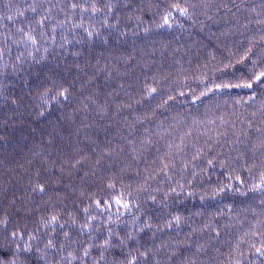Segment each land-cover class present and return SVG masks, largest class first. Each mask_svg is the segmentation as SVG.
I'll use <instances>...</instances> for the list:
<instances>
[{
	"label": "trees",
	"instance_id": "trees-1",
	"mask_svg": "<svg viewBox=\"0 0 264 264\" xmlns=\"http://www.w3.org/2000/svg\"><path fill=\"white\" fill-rule=\"evenodd\" d=\"M244 11L247 15L251 14L257 17L256 14H261L264 17V0H0V137L4 138V141L0 143V167L3 165L4 160L8 162L11 159V162H13L12 158H15L20 162L24 161L25 164L22 163L21 166L20 164H15L8 167L7 170L14 176L12 179L15 180L16 178L23 185L26 174L33 172L40 161L49 163L56 159L57 165L53 167L52 175L62 178L64 183H72L75 189L79 190L82 196L76 194L75 197L78 196L76 200L78 206H81L80 209L84 210L88 205L95 209L98 206L105 207L107 206L105 202L110 206L112 204L117 205V210L120 209L121 211L119 212L120 216L121 214L123 216L119 217L116 222L126 227H128L126 223L129 224L131 228L129 235L132 239L139 238L143 241L152 232L150 238L151 242H155V246L158 240L154 239L157 235L153 232V224L156 223L157 219L163 221V216L169 217L167 212H170L171 208L178 209L177 214H195L196 211L202 210L201 212H204L202 215H205L217 204L225 203L228 206L239 204L240 197L235 196L233 191H231L230 195L227 193L229 191L218 192L219 188L217 186L219 184L212 183L208 177V171L198 172V168H201L200 166L205 162V157H202V154L197 151V149L203 148L201 146L203 143H198L197 139L194 141L193 138H190L184 142L182 147L177 148L178 141L174 140L173 143L170 141V148L174 154L164 156L157 154L158 150L155 147V141H150V136L156 133L155 129L159 130V132H164V135L166 134L165 130L170 129L171 135H168L170 139L174 132L173 129L179 124L182 125L186 122V109L180 112L181 109H178L174 102L180 99L183 103L192 98L189 92H183L182 98L178 97L182 89L179 91L174 83L182 80L180 79L182 77L181 73L177 76L175 75V80L170 83L176 90L173 91L169 87L168 89L171 91H165V87L169 86H166L167 76H163L156 69L158 66L152 62V59H156V62L158 61L157 64L163 68L170 61L169 54L174 57L177 56L178 60L176 61L184 65L180 69L184 71L185 78L183 79H185L186 84L188 80L193 82L196 79L202 80V82L206 81L203 80L206 75L199 73L194 76V71H191L190 67L185 66L186 63L190 64L189 56L191 54L196 55L195 51L190 50L189 53L186 51L181 52L174 44L194 37L198 29L207 34L208 39L211 40L224 35L232 37L233 34L230 30L234 25L240 27L238 30L239 35L244 36L247 42L251 44L252 41H257L255 33L252 32L253 30L248 25L247 29L242 28L241 22L239 23L238 21H242V18H244L242 16ZM218 13L219 15L215 16ZM168 19H174L176 25L174 27L170 26ZM206 27L213 31L209 33L211 30ZM171 33L176 34L169 38L170 35H173ZM217 34L219 35L217 36ZM166 37L167 39H165ZM56 40L59 41L58 45L55 44ZM157 44H159L158 47H161V54L160 50H156L158 48ZM60 46L61 51L58 52ZM249 46H252V44ZM253 46L257 47L258 45ZM143 47H146V49H143ZM116 48L129 50V55H131L130 65L124 67L123 64H118V71L112 72L106 66L105 60L106 57L112 55ZM174 51L178 55H175ZM141 57V62H151L154 66L152 67L154 69L153 73L159 75L155 76L154 80H148L147 85H145L152 86L153 81L157 80L159 85L163 87L161 89L162 92L156 93V90L153 91L151 87H147L143 91L145 92L143 96H133L126 91H123V96H120L122 93L119 90L115 92L110 90L107 93L105 92L106 98L102 100L100 98L102 83L94 82L98 77L96 75L103 74L104 80L111 81V85L116 83L118 88L120 86L115 80L118 74H115L116 76L113 74L126 73L128 72L126 71L127 67L132 73L134 71V74H136V61ZM227 61L230 64V68L226 71L234 67L241 68L239 69L240 73L243 72L244 75L238 78H253L254 67H245L249 66L251 62L246 64L241 61V63L237 64L235 62L232 63L229 59ZM70 63H74V66L78 64L81 68H84L85 72L76 73L69 71L73 69ZM89 67H92L94 71L97 69L98 73L89 70ZM50 70H52L51 75L47 74ZM161 72H165V69L163 68ZM146 73L151 72L148 70ZM46 74L49 78H54L52 83H57V80H63L68 75L73 79L78 78L80 83H87L88 87H82L79 84V87L86 89L85 92H87L86 97L80 96L83 108L78 106V108L84 109L81 112L83 114L90 111L87 108H91L97 118L99 117L97 107L100 105L111 107L116 101L119 102L120 106L125 105L123 108L119 107V111L120 109L125 110L123 114H119V111L116 112V116H114L116 120L113 125L100 123L99 120L96 121L98 124L95 125L93 121L95 119L90 118L86 127L88 129L82 135V142L79 140L76 144H72L75 152L79 151V154L71 158L73 162L68 164L70 170L65 166L61 167L59 160L61 159L62 162L64 160L53 153L58 147L49 142V135L44 131L45 122H47H44L46 115L41 120H37V115L34 116L32 120H36V122L24 119L30 110L19 106V103L22 102V97H29V95L32 97L33 93L32 91L30 92V90H33L31 89V80L36 81L38 80L37 77H41L40 75L46 76ZM223 74L218 73L216 76H222ZM93 76L95 79L92 78ZM88 77L89 80H87ZM84 78L86 79L83 80ZM140 78L137 79L140 80ZM27 81L30 84L27 85ZM96 81L99 80L96 79ZM142 81H144V77ZM254 85H252L253 88L255 87L258 92L251 97L256 101L252 105H259V112L249 113L251 116L248 117L246 114L243 120L237 119L239 115L232 117L228 109L230 103L226 102L227 107L223 108L222 112H226L228 115L227 126L235 128V126L244 125L245 121L246 125L254 124L253 126H259L260 131H263L264 106L262 105L264 104V88L260 87L261 84H258L257 81L254 82ZM121 87L133 89L128 82ZM241 89L248 88L241 87ZM25 92L29 95L26 96ZM167 92L177 93L176 97L173 99L172 95H166L168 94ZM74 93L75 95H72V97L70 95L68 98L66 97L67 94L61 95L60 93L59 99L55 96L53 104L48 103L49 106L47 107H51L57 101H61L62 109H70L69 107L73 106L67 104V101L70 103L71 100L79 95L78 90ZM140 93L142 92H138V94ZM98 95L99 97L97 98L96 96ZM48 96H52L51 92L43 93L42 99H47ZM23 100L30 106L35 103L32 104L28 98ZM156 102H160L158 104L160 108L153 112L152 116L138 118L137 112ZM204 106L208 110V115H212L209 112L211 110L214 114H219L212 105ZM114 107L117 106L115 105ZM242 108L245 113L249 110L247 106L242 105ZM253 108L256 109L255 107ZM193 109L190 108V110ZM9 113L10 116L8 117L6 114L9 115ZM86 115L85 117L87 118ZM208 115L204 117L208 118ZM198 117L201 116L199 115ZM143 119L146 120L144 121ZM218 122H224V120L221 118V120L218 119ZM169 125L170 127H168ZM79 132L81 131L78 130L74 134L79 136ZM42 137H46V139H42ZM235 141H233L234 144L230 145L231 149L225 150H230L231 158H229L230 155L225 156V158L229 161L240 163L241 154L239 151H241V148ZM227 142L230 141L228 140ZM134 143L144 144V148L133 151ZM8 145L12 147V152H5L8 149L6 147ZM188 149H190L188 152H192L193 156L185 154ZM123 150H125L124 153ZM131 150L132 153L130 152ZM9 152L11 155H9ZM195 152H198L197 154L200 156H194ZM262 154H264L263 148L256 158L262 160ZM136 155V160H139L140 167L133 166L128 161L130 160L129 156L134 158ZM51 157H53L52 161H50ZM183 157H186L188 162L190 160H202V162H198L196 169L194 166L195 172H187L184 171V167H181L179 162ZM216 163L211 162L210 166L217 167ZM59 167L63 169L67 176L57 172ZM134 169H137L138 172H135ZM159 170L161 171L157 172ZM187 175L195 179H189L185 183L187 186H185L184 190L180 188L181 185H178V188H174L176 187L174 185L171 186L173 181L176 180L178 184L180 181L185 180L188 177ZM32 177L34 176L32 175ZM66 177L69 178L66 179ZM74 178H76V181H74ZM33 179L31 180L32 183H34ZM96 183H98V186ZM92 188L93 190H88ZM85 192H89V195ZM38 195L39 193L34 195L33 199L34 202H37V207L34 204L36 209H40L38 201L41 198ZM210 195L217 196V199L203 203L205 202L204 199ZM68 196L69 194L66 193L63 198L64 204L69 202ZM70 198H72V195ZM95 199L98 200L96 201ZM187 199L191 200V202L185 203ZM87 202L89 204H85ZM230 209L234 210L235 208L230 207ZM39 211L45 212L43 208ZM82 213L85 212L82 211ZM81 219L80 217L79 220ZM34 231L38 232L36 229ZM115 233V236H117L121 232L116 231ZM200 235L195 234V241L185 248L187 249L193 245L192 249H195L198 242L196 240L200 239ZM171 241L174 246L177 245V250L172 249L174 252L182 249L180 242L177 243L173 237L169 240L170 244ZM158 252V254H149V256L158 259L162 263L161 256L165 255L161 253L162 251L158 250ZM191 256L186 255V252L183 251L171 254L169 255L171 259L169 264H179L182 257L188 259Z\"/></svg>",
	"mask_w": 264,
	"mask_h": 264
},
{
	"label": "rangeland",
	"instance_id": "rangeland-1",
	"mask_svg": "<svg viewBox=\"0 0 264 264\" xmlns=\"http://www.w3.org/2000/svg\"><path fill=\"white\" fill-rule=\"evenodd\" d=\"M218 15L219 13L215 16ZM256 15L257 17L251 14L247 15L244 11L242 13L244 18H242V21L238 20L239 23L241 22L242 28L247 29L248 25L253 30L252 32L255 33L257 41H252V46L248 47L251 44L247 42L244 36L239 35L238 30L240 27L236 25L230 30L233 34L232 37L227 35L219 36L214 39V42V40L208 39L207 34L198 29L194 37L174 44L181 52L186 51L189 53L190 50L195 51L196 55L191 54L189 56L190 64L186 63L185 66L190 67L191 71H194V76H197L199 73L204 76L206 75V78L203 77L205 78L203 80H206L204 82L196 79L194 82L188 80L186 84L185 79H183L185 78L184 71L180 69L184 65L176 61L178 60L177 56L174 57L169 54L170 61L167 62L166 67H163L165 72H161L162 66L157 64L158 61L156 62V59H152V62L158 66L156 69L163 76H167L166 86H169L165 87V91H171L168 89L169 87L173 91L176 90L170 83L181 73L182 77L180 79L182 80L174 83L177 85L179 91L182 89L180 95L177 96L182 98L183 92H189L192 97L189 101L183 103L180 99L174 102L176 107L181 109L180 112L186 109V122L182 125L179 124L178 126L180 127L177 126L178 129L172 133L175 136L173 140L180 138L179 141L183 143V141L185 142L193 138L194 141L197 139L198 143H203L201 144L203 148L200 150L196 148L202 154V157H205V162L200 166L201 168H198V172L208 171V177L212 183L219 184L217 186L219 188L218 192L224 193L223 191H229L227 193L230 195L231 191H233L235 196L240 197L239 204L230 206L225 203L217 204L205 215H202L204 213L201 212L202 210L196 211L195 214H177L178 209L173 207L170 209V212H167L169 217L163 216V221L157 219L156 223L153 224V232L157 235L154 239L158 240L155 246V242H151L150 238L152 232L143 241L139 238L132 239L129 235L131 231L129 224L126 223L128 228L116 222L119 217L123 216V214L120 216L119 212L121 211L120 209L117 210V205L111 203L112 206H110L104 201L107 205L105 207L98 206L95 209L91 205H88L86 209H80L81 206H78L76 200L78 196L75 197L76 194L81 195L79 190L75 189L72 183H64L62 178L52 175L53 167L57 165L56 159L52 161L53 157L50 159L53 163L40 161L33 172L26 174L27 176L23 180V185L20 187L13 186V176L7 170L10 166L15 164H20L21 166L25 162H20L15 158H12L13 162H11V159L8 160L9 163L7 160H4L3 165L0 167V264H169L171 260L169 255L181 253V251L186 252V255L192 256L188 259L182 257L179 264H264V154H262V160L256 158L262 148L264 149V127H262L263 131H260L259 126H253L254 124L246 125L245 121L244 125L235 126V128L227 126L228 115L226 112H222L223 108L227 107L226 102L230 103L228 107L230 115L232 117L239 115L237 119L243 120L246 114L248 117L252 113L259 112V105H252L256 101L251 97L258 92L252 86L255 81L261 84L260 87L264 88V17L261 14ZM168 22L172 27L176 25L174 19H168ZM206 28L211 30L208 27ZM212 31H209V33ZM171 34L173 35H170L169 38L176 33ZM58 43L59 41L56 40L55 44L58 45ZM165 44L166 41L163 44L164 47ZM253 45L258 46L255 47ZM144 48L146 49V47ZM156 50H160L161 54V47H158ZM60 51L61 46L58 49V52ZM174 53L178 55L175 51ZM136 55L138 54L136 53ZM130 56L129 50L116 48L112 55L106 57V66L112 72H116L118 71V64H123L124 67L130 65ZM141 59L142 57L136 61V74H134V71L132 73L128 67L126 68V71H128L126 73L113 74H118L115 79L120 86L118 88L116 83L115 85H111V81L104 80L103 74L96 75L98 76L96 79L99 81H96L93 76L92 78L95 79V83H102L100 98L105 100V92L107 93L110 90L114 92L119 90L122 93V95L119 94L120 96H123V91L133 96H143L145 93L143 91L147 87H151L153 91L156 90V93H161L163 87L159 85L157 80L153 81L152 86H146L148 80H154L155 76L159 75L153 73L154 69L152 67L154 66L151 62L142 63ZM228 59L232 63L235 62L237 64L241 63V61L246 64H250L251 62L249 66L245 67H254L253 78H238L244 75L243 72L240 73L239 69L241 68L234 67L226 71L230 68ZM70 66L73 67V69L69 70L71 72H85L84 68H81L78 64L74 66V63H70ZM177 69L178 73L176 72ZM89 70L97 72V69L94 71L92 67H89ZM148 70L151 73H146ZM191 71L188 70L190 73ZM51 73L52 70L47 74L51 75ZM165 73L166 75H164ZM218 73L224 74L216 76ZM47 74L46 76H48ZM40 76L37 77L38 80L36 81L31 80V89L33 90H30V92L32 91L33 93L32 97L27 92L24 94L26 96L29 95V97H22L23 99H30L32 104L35 103L30 106L21 98L22 102L19 103V106L30 110L24 119L36 122V120H32L34 116L37 115V120H41L46 115L44 122H47H45L44 131L49 135V142L58 147L53 153L58 155V158L61 157L64 160L62 162L60 159L59 165L61 167L65 166L70 170L68 164L73 162L71 158L79 154V151L75 152L72 144H76L79 140L82 142V135L88 129L86 127L90 118L95 119L93 120L95 125L98 124L96 122L98 120L100 123H110L113 125L116 120L114 118L116 112L119 111V107L123 108L125 105L120 106L118 101L115 102L117 107L100 105L97 107V114H99L97 118L91 111V108H87L90 111L83 114L81 113L84 111L82 109L83 102L80 100V96L86 97V89L82 87H88L87 83L83 81H81L83 83H80V81L78 82V78H76L77 80L70 78V75L63 80H57V83H52L54 79L52 77ZM139 77H141L140 80L137 79ZM143 77L144 81L141 82ZM28 80L30 79L28 78ZM87 80H89V77ZM127 82L133 89L121 87ZM28 84H30L29 81H27ZM79 84L82 87H79ZM241 87H247L248 89L242 90ZM77 90L79 93L77 98L71 100L70 103L67 101V104L73 106L69 107L70 109H62L61 101H57L51 107H47L49 106L48 103L53 104L55 96L59 99L60 93H63V95L67 94L66 97L68 98L70 95L71 97L75 95L74 92ZM50 92L52 96L42 99L43 93ZM138 92L142 93L138 94ZM176 94L170 92L166 95H172L174 99ZM96 97L98 98L99 95ZM178 100L180 101L177 102ZM72 102L73 104H71ZM159 103L149 104L143 110L141 109V111L137 112L138 114L136 113V115H138V118L152 116L153 112L160 108ZM204 105H212L220 116L218 117L219 114H214L212 110L209 111L212 115H208V110L205 109ZM242 105L249 107L248 112L245 113ZM78 106L82 108H78ZM190 108L194 109L190 110ZM21 110L23 111V109ZM85 114H87V118ZM6 115L9 117L10 113ZM199 115L201 117L208 115V118L201 123ZM221 118L224 122L219 123L218 119L221 120ZM143 120L145 121L146 119ZM217 128L221 131V137L214 132ZM78 130L81 131L79 132V136L74 134ZM155 131L156 133L150 136V141H155V147L158 150L157 154L164 156L167 154L173 155L174 153L170 148L171 143L166 139L169 138L168 135H171V130L166 129L165 135L164 132H159L156 129ZM42 139H46V137H42ZM228 140L230 142H227ZM3 141L4 138L0 137V143ZM233 141L238 143L239 148H241V151H239L241 154L240 163H235L225 158V156L230 155L229 158L232 156L230 150H225L231 149L230 145L234 144ZM6 147L8 149L5 152H12L10 145ZM143 148L144 144L134 143L133 151ZM189 150L185 154L193 156L192 152H188ZM10 152L9 155H11ZM130 152L132 153V150ZM197 153L195 152L194 156H200ZM129 157L131 161H128L133 166L140 167L139 160H136L137 155L134 158L132 156ZM198 162H202V160H190V162L183 160L182 163L185 165L184 171L195 172L196 165L199 164ZM211 162H217V167L210 166ZM61 167L57 169V172L65 175ZM134 170L138 172L137 169ZM10 176L12 177L10 178ZM187 176L185 180L180 181L178 184L176 180L173 181L171 186L174 185L176 186L174 188H178V185H181L180 188L184 190L185 186H187L185 183L189 179H195L189 175ZM32 179L34 183H32ZM74 181H76V178H74ZM96 185L98 186V183ZM88 190H93V188ZM37 193H39L38 196L41 198L38 201L40 209L35 208V205L37 207V202L33 201L34 195ZM66 193L69 194L67 197L69 202H65L66 204H64L63 198ZM86 194L89 195V192ZM71 195L72 198H70ZM123 195L128 196L127 194ZM98 199L95 200L97 201ZM215 199H217V196L210 195L204 199L205 202L203 203L211 202ZM186 202H191V200L187 199L185 200ZM85 204H89V202ZM230 207H234L235 209H230ZM42 208L45 212L39 211ZM82 211L85 213H82ZM79 216L82 218L81 220H79ZM34 229L38 230V232L34 231ZM116 231H120L121 233L115 236ZM201 233L203 234L200 235ZM195 234L200 235V239L196 240L198 241L196 248L192 249V245L186 249V246L195 241ZM172 237L177 243L180 242L181 250L177 252L173 251L177 250V245L174 246L172 241L171 244L169 243ZM148 239H150L151 243L147 241ZM158 250L162 251L161 253L165 255L161 256L162 263L158 259L149 256V254H158Z\"/></svg>",
	"mask_w": 264,
	"mask_h": 264
},
{
	"label": "bare ground",
	"instance_id": "bare-ground-1",
	"mask_svg": "<svg viewBox=\"0 0 264 264\" xmlns=\"http://www.w3.org/2000/svg\"><path fill=\"white\" fill-rule=\"evenodd\" d=\"M255 88V87H254ZM256 89V88H255ZM116 105V103H114L112 106H115ZM125 110V109H124ZM124 110H122V109H120V111L118 112L119 114H123L124 113ZM186 117V116H185ZM199 120L201 121V123H203L204 121H206V118L205 117H199ZM185 121V120H184ZM200 123V124H201ZM168 127H170V125L168 126ZM178 127H180V126H178ZM178 127H175L173 130L174 131H176L177 129H178ZM215 134L216 135H220V137L222 136L221 135V131L219 130V128H217L215 131ZM38 137H40V135H38ZM167 139V141H171V143H173L174 142V140L173 139H175V136L174 135H172L171 137H170V139L169 138H166ZM180 140V138L179 139H177V141H178V144H177V148H180V147H182L183 145H184V141H183V143H182V141H179ZM181 143V144H180ZM167 144H168V142H167ZM168 148H169V145H168ZM183 160H187V158L186 157H183V158H181L180 159V165H181V167H185V165H184V163H182L183 162ZM170 166V165H169ZM11 178V177H10ZM13 178H14V176H13ZM65 178V177H64ZM69 177H66V179H68ZM10 180V179H9ZM13 186H16V187H20L21 186V184H20V181H18L16 178H15V180L13 179Z\"/></svg>",
	"mask_w": 264,
	"mask_h": 264
},
{
	"label": "snow or ice",
	"instance_id": "snow-or-ice-1",
	"mask_svg": "<svg viewBox=\"0 0 264 264\" xmlns=\"http://www.w3.org/2000/svg\"><path fill=\"white\" fill-rule=\"evenodd\" d=\"M61 95H63V93H61ZM41 190H43V189H41Z\"/></svg>",
	"mask_w": 264,
	"mask_h": 264
}]
</instances>
